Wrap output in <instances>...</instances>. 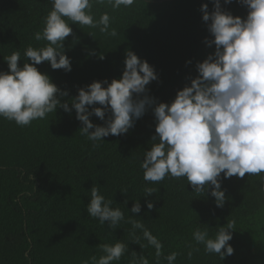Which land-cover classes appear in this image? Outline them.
<instances>
[{
    "label": "trees",
    "instance_id": "16d2710c",
    "mask_svg": "<svg viewBox=\"0 0 264 264\" xmlns=\"http://www.w3.org/2000/svg\"><path fill=\"white\" fill-rule=\"evenodd\" d=\"M0 264H264V0H0Z\"/></svg>",
    "mask_w": 264,
    "mask_h": 264
}]
</instances>
